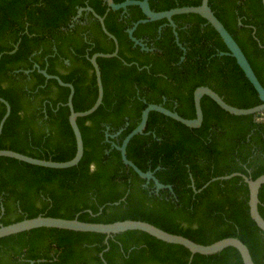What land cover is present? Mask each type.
Returning a JSON list of instances; mask_svg holds the SVG:
<instances>
[{"label":"trees","instance_id":"obj_1","mask_svg":"<svg viewBox=\"0 0 264 264\" xmlns=\"http://www.w3.org/2000/svg\"><path fill=\"white\" fill-rule=\"evenodd\" d=\"M149 2L152 10L161 12L200 6L202 0ZM209 4L264 86L262 0ZM85 6L101 16L108 9L104 0H0V97L11 105L0 150L56 162L74 158L76 139L66 106L70 89L47 80L35 65L73 84L75 111L94 105L98 87L89 58L112 53L115 44L97 21L84 39L88 28L75 25L73 18ZM122 12L111 9L105 20L120 50L119 57L98 59L103 103L92 115L78 119L85 148L82 160L72 168L51 169L0 157V224L40 215L104 224L140 220L202 245L238 238L248 246L255 264H264V233L251 218L247 183L234 177L195 191L233 173L253 180L264 175V112L231 115L204 96V120L198 129L151 112L144 133L130 141L127 157L142 171L155 172L173 191H156L154 182L147 184L125 166L120 151L112 147L121 145L138 126L150 104L194 119V92L199 87H210L228 104L244 109L262 103L256 90L235 58L220 55L228 48L201 16L174 17L177 23H191L186 30L178 27L180 42L187 48L181 61L183 51L172 27L161 28L167 19L139 25L134 36L155 48L142 51L125 29L146 16L137 6L129 7L130 16L120 20ZM18 43V50L9 54ZM5 113L0 103V121ZM259 200L264 218V185ZM106 238L99 233L34 229L0 239V264H189L191 257L185 247L141 231L111 236L108 244ZM191 264L244 263L238 250L229 247L214 255L195 254Z\"/></svg>","mask_w":264,"mask_h":264},{"label":"water","instance_id":"obj_2","mask_svg":"<svg viewBox=\"0 0 264 264\" xmlns=\"http://www.w3.org/2000/svg\"><path fill=\"white\" fill-rule=\"evenodd\" d=\"M105 1L108 5V8L113 9V10H126L130 6H137L142 10L146 18L135 23L133 28L128 31L131 40L139 45H142V44L140 43L139 40H137L133 36V33L140 24H145L148 22H155V21H161V20L167 19L175 27L172 18L176 15L197 14L201 16L216 30V32L219 34V36L225 43L226 47L228 48V52H221L220 55L221 56H231L236 59L237 64L239 65L241 70L244 72L246 78L249 80L253 88L256 90L259 96V99L262 102L261 104L255 107H252V108H247V109L238 108V107L228 104L223 99V97H221L217 92H215L210 87L203 86V87L197 88L194 92V105H195V112H196V117L194 119L184 118L181 115H179L176 111L170 110L163 105H159V104L148 105L142 112L141 120L138 126L130 134L126 136V138L124 139L121 145L112 144V147H115L118 151H120L121 158L125 166L131 168L142 179H145L147 184L153 181L155 184L156 191H159L162 189H169L170 191H173L171 186L162 184L156 178L155 172L142 171L133 161H131L127 157V148H128L130 141L135 136L144 133L147 127L150 113L158 112L185 125L186 127L190 129H198L202 126L203 120H204V114H203L201 102L204 96H208L221 109H223L224 111H226L227 113L231 115L248 116V115L259 114L260 116L261 113L264 112V86L258 79L256 73L254 72L242 48L239 46V44L234 39V37L231 35V33L226 29L224 24L217 18V16L211 9L210 4H209L210 0H202L201 5L196 6V7L195 6L179 7V8H174L171 10L161 11V12H156L151 9L150 2H149L150 0H125L124 2L119 3V4L115 3L114 0H105ZM262 4L264 8V0H262ZM84 10H87L93 13V15L99 20L102 30L105 33V35H107L115 43L114 52L96 53L91 58H89L94 68V71H95L97 87H98V96H97V99L94 105L86 111H82V112L75 111L74 104H73L75 88L73 84L65 83L64 81H62V79L59 76L50 75L48 74L46 69H41L38 64L35 65V68H37L38 71L47 80H56L61 86L67 87L70 89V94H69L68 102L66 106L70 109L69 122L74 132L75 139H76L77 151H76L74 158L66 162H56L53 160L33 158V157H30V156H27V155H24V154H21V153L12 151V150H0V157L12 158V159H15V160H18V161H21V162H24L30 165L51 168V169L72 168V167L77 166L82 160L85 148H84V141H83L82 133L78 126V119L83 118V117H88L92 115L93 113H95L99 109V107L102 105L103 99H104V86H103V81H102V72L98 64V59L99 58L110 59V58L119 57L118 39L112 33H110L108 29L106 28L104 17L98 15L94 11V9L91 7L80 9L77 17H79L82 11ZM175 35L177 36L176 32H175ZM177 42L179 46L182 47L178 39H177ZM18 46H19V43L15 45L14 50L9 52V54H14L18 50ZM2 56H3V53L0 54V60ZM0 103H2L6 108V113L4 114L3 118L0 121V136H1L4 125L11 114V105L9 104L7 100H5L2 97H0ZM115 136L116 135H113L111 137H115ZM234 177H241L247 183L248 188H249V208H250L251 218L256 223V225L259 227V229L264 233V218L262 217L259 211V204H260L259 193H260L261 187L264 185V175H261L257 179L253 180L250 177L243 175L241 173H233L231 175L212 179L209 183H207L200 190H196L195 188L194 189L197 193H199L204 188L209 186L211 182L218 181V180H221V181L229 180ZM118 204L119 203H116V205ZM39 228H53V229L68 230V231H75V232L105 234L107 235L106 244H108V239L111 236L124 233L127 231H141L163 242H166L169 244L181 245L185 247L186 249H188L191 252L189 264H191L192 259L195 254L214 255V254L220 253L221 251L229 247H233L236 250H238L244 264H255L248 246L238 238L229 237V238L219 240L210 245H202V244L196 243L195 241L189 238H186L181 235L169 233L153 224H150L145 221H140V220H125V221H118L114 223L104 224V223L83 222V221H80L78 218L65 219V218H55V217L40 215L38 217L31 218V219H24L20 222H16V223H13L7 226L0 224V239L10 236V235L27 232V231H31V230L39 229ZM30 264H35V262L32 261L30 262Z\"/></svg>","mask_w":264,"mask_h":264},{"label":"flooded vegetation","instance_id":"obj_3","mask_svg":"<svg viewBox=\"0 0 264 264\" xmlns=\"http://www.w3.org/2000/svg\"><path fill=\"white\" fill-rule=\"evenodd\" d=\"M105 1V0H104ZM106 2V1H105ZM116 3V2H115ZM107 4V3H106ZM117 4H119V3H117ZM87 7H90V6H85V7H81V8H79L78 9V11H77V15H78V12H79V10L80 9H85V8H87ZM107 7H108V5H107ZM130 7H132V6H130ZM92 8V7H91ZM129 8V7H128ZM128 8L126 9V10H123V12L120 14V20H122V19H124V18H126V17H129L130 16V13L128 12ZM111 9H107V12H106V14L104 15V16H102V17H104V19L106 20V17H107V14L109 13V11H110ZM113 10V9H112ZM114 11H117V10H114ZM98 14V13H97ZM77 15L73 18V23L75 24V25H80L81 27H86V28H88V29H85V32L84 33H82V35H83V37H84V39L85 40H87L88 39V34H89V28H90V26L93 24V23H95L96 21L100 24V22H99V20L93 15V13H91V12H89V11H87V10H84V11H82V13H81V15L79 16V17H77ZM92 15V16H91ZM99 15V14H98ZM182 15H184V14H182ZM101 16V15H100ZM176 16H178V15H176ZM77 17V18H76ZM175 17V16H174ZM174 17L172 18V20H173V23H174V25H175V27L167 20V23L166 24H164L161 28H164V27H166V26H170V27H172V30H173V34H174V36H175V41H176V44L178 45V47L181 49V51H183V55L181 56V58H180V60L182 61V60H184V58H185V54H186V52H187V48L180 42V38H179V35H178V27H179V25H181V27H182V29H184V30H186V29H188L189 27H190V25H191V23H189L188 21H183V20H180V21H178V23L174 20ZM104 20V21H105ZM142 20V19H141ZM140 21V20H139ZM138 22V21H137ZM137 22H133L132 23V25L130 26V27H128V28H126L125 30H126V33L128 34V37H129V39L131 40V38H130V35H129V33H128V31L130 30V29H132L133 28V26H134V24L135 23H137ZM106 25V24H105ZM141 25V24H140ZM100 26H101V24H100ZM139 27V26H138ZM138 27H137V29H138ZM107 28V27H106ZM101 29H102V27H101ZM136 29V30H137ZM136 30L134 31V33H133V36H134V34H135V32H136ZM103 31V30H102ZM109 31V30H108ZM110 32V31H109ZM175 32L177 33V36L175 35ZM104 33V32H103ZM111 33V32H110ZM105 34V33H104ZM114 35V34H113ZM107 36V35H106ZM115 36V35H114ZM108 37V36H107ZM116 37V36H115ZM135 37V36H134ZM117 38V37H116ZM136 38V37H135ZM108 39L109 40H112V39H110L109 37H108ZM137 40H139L140 41V43L142 44V45H139V44H136L134 41H132L133 43H134V46L135 47H137V46H139V47H141V50L142 51H155V48H151V47H149L148 46V42H146L144 39H138V38H136ZM177 39L179 40V43L182 45V47H180L179 46V44H178V42H177ZM113 41V40H112ZM114 42V41H113ZM119 42V41H118ZM115 44V43H114ZM119 50H120V45H119ZM114 52V51H113ZM96 54V53H95ZM87 57L89 58V56L87 55ZM65 64L67 65V66H69L70 65V62L67 60V61H65ZM94 69V68H93ZM164 106V105H163ZM46 130H48V129H46ZM107 137H111V136H113V135H110V134H107L106 135Z\"/></svg>","mask_w":264,"mask_h":264}]
</instances>
